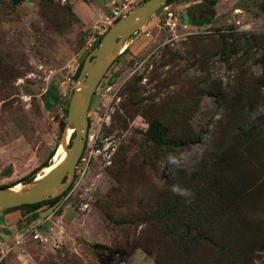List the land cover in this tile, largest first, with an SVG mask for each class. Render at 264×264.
Returning <instances> with one entry per match:
<instances>
[{
	"label": "rangeland",
	"instance_id": "374dc122",
	"mask_svg": "<svg viewBox=\"0 0 264 264\" xmlns=\"http://www.w3.org/2000/svg\"><path fill=\"white\" fill-rule=\"evenodd\" d=\"M142 1L0 0V184L54 152L78 62ZM207 2H163L131 35L93 91L68 188L34 219L13 207L22 214L0 225V264H185L193 247L167 246L162 228L175 202H191L172 219L192 218L189 232L213 220L216 241L197 248V264H264V0ZM154 119L166 141L194 139L175 160L227 150L230 199L198 173L171 175L167 143L142 132Z\"/></svg>",
	"mask_w": 264,
	"mask_h": 264
},
{
	"label": "water",
	"instance_id": "95a60500",
	"mask_svg": "<svg viewBox=\"0 0 264 264\" xmlns=\"http://www.w3.org/2000/svg\"><path fill=\"white\" fill-rule=\"evenodd\" d=\"M163 2L143 0L114 19L102 32L94 49L83 57L67 100L65 119L55 148H61L62 155L40 166L38 170L41 168V171L34 172L31 178L0 186V210L52 198L69 185L85 142L87 111L95 87L111 62L126 47L130 34L138 31ZM46 166L49 168L44 170Z\"/></svg>",
	"mask_w": 264,
	"mask_h": 264
},
{
	"label": "trees",
	"instance_id": "16d2710c",
	"mask_svg": "<svg viewBox=\"0 0 264 264\" xmlns=\"http://www.w3.org/2000/svg\"><path fill=\"white\" fill-rule=\"evenodd\" d=\"M20 0H10L11 3H16ZM170 0H164V2H167ZM214 0H210V1H206L207 4L211 5L213 3ZM118 17V16H117ZM115 17V19L117 18ZM181 20L183 22H192L195 24H199L202 23L204 20H190L187 18H184L183 16L181 17ZM102 34V33H101ZM134 33L130 34L133 35ZM101 35H99L95 41L94 46H96L99 38ZM125 50V48L120 52L122 53ZM119 55V54H118ZM117 55V56H118ZM116 56V57H117ZM81 62L82 59L78 62L75 70H74V76H76L80 66H81ZM222 96L221 94L219 95V97ZM64 112H65V108H64ZM150 116V114H149ZM155 121L153 122H147L145 128L142 130L143 134L149 138H151L155 143H163L165 141V143H167V154L170 158V162L168 163V167L171 171V175L174 174L175 172H177L178 170L182 169V170H187L192 172L193 175H191L192 179L194 177V172L198 173L200 175L201 178H199V180L201 181L202 179H204L206 182L205 186L207 188H212L215 185L213 183H215L214 181H217L219 184V187H222L223 190L220 191L219 195H223L224 198L225 196L227 197L226 199H224L225 201L230 199V194L229 191L225 190V178L222 171V167L227 164L228 165V160L231 159L230 156H228V152L226 149H220L217 148L214 151H208L205 152V150L199 152L197 155H195L196 160L192 159V161L190 162H186V161H179V159L175 160V163L173 162V157L175 154V151L177 149H180L182 147H184L185 145L190 144L191 142L194 141V139H183V138H177V137H167V141L165 139H163L162 137L164 136V134L167 132V130L169 129V127L167 125H164V122H160V120L158 119H154ZM87 121L89 122V119L87 117ZM163 123V124H162ZM251 128H255L257 127L256 123H252ZM249 127V128H250ZM85 142L83 144V148H84ZM53 152L50 153L49 157L47 160H44L42 163H40L39 165H37L36 167H34L28 174H26V176H24L23 178H20L22 180H27L29 178H31L34 174V172L36 171V169H38L40 166L46 164L52 155ZM230 157V158H229ZM179 164V166H178ZM185 168V169H184ZM174 172V173H173ZM19 179V180H20ZM189 178V180H192ZM16 181V180H15ZM12 181V182H15ZM12 182H8V183H3L0 184V186L2 185H7L10 184ZM194 182V181H193ZM196 183V182H194ZM69 186V185H68ZM68 186L58 195L52 197V198H48V199H43L37 202H33V203H23V204H19L22 206H25V210L27 212H31L29 219H34L36 217V208L43 202H52L53 200H55L56 198H58L63 192H65V190L68 188ZM202 191H199L198 193L200 194ZM191 202L187 203V202H175L173 203L172 206H168L167 207V226H163L162 228L164 229L165 232H167V246L168 243H173L177 246H189V247H195L194 249L192 248L190 253L184 254L182 255V259L185 262V264H190V262H193V264H197V260L199 258V253L197 252V248L201 245H207V244H212L215 243V237L213 236V234H210V230H211V226H212V221H210L206 224L208 226L207 228V233H202V232H189L190 227H195V225H197L196 222H194L192 220V218H189L188 220H179L177 222L173 221L174 217V213H178L179 211H183L185 209H187L186 207L188 205H190ZM18 206V205H17ZM16 207V206H13ZM206 208H208V206H205ZM12 207H8V208H4L1 211L5 212L7 210H9ZM207 210V209H205ZM209 210V209H208ZM211 214V218L212 217H216L215 212L214 211H210ZM162 219V218H161ZM173 219V220H172ZM19 220V218L17 219V221ZM163 220V219H162ZM226 221V220H225ZM228 222L226 221V224H233L231 218H228ZM220 240V238H218ZM223 239V238H222ZM233 247L235 248V250L238 247V244L235 242V244H233ZM169 249L167 247V253H168ZM240 252H236V256L235 258L240 259ZM234 258V257H233ZM242 259V257H241Z\"/></svg>",
	"mask_w": 264,
	"mask_h": 264
},
{
	"label": "crops",
	"instance_id": "0c3cea01",
	"mask_svg": "<svg viewBox=\"0 0 264 264\" xmlns=\"http://www.w3.org/2000/svg\"><path fill=\"white\" fill-rule=\"evenodd\" d=\"M22 212L18 211L15 208H10L9 210L2 212L0 215V225H4V223L10 220H17L21 217Z\"/></svg>",
	"mask_w": 264,
	"mask_h": 264
},
{
	"label": "clouds",
	"instance_id": "9594fccd",
	"mask_svg": "<svg viewBox=\"0 0 264 264\" xmlns=\"http://www.w3.org/2000/svg\"><path fill=\"white\" fill-rule=\"evenodd\" d=\"M172 159H173V162L175 163V159H174V158H172ZM172 191H173L174 193H178V194H180V195H189V194H190V193L187 192V190L180 189V188L177 187V186H173Z\"/></svg>",
	"mask_w": 264,
	"mask_h": 264
},
{
	"label": "bare ground",
	"instance_id": "6f19581e",
	"mask_svg": "<svg viewBox=\"0 0 264 264\" xmlns=\"http://www.w3.org/2000/svg\"><path fill=\"white\" fill-rule=\"evenodd\" d=\"M61 155H62V149L58 147L53 153L52 159L56 160L60 158ZM47 168H49V166L44 167V170H46Z\"/></svg>",
	"mask_w": 264,
	"mask_h": 264
},
{
	"label": "built area",
	"instance_id": "2783aa9c",
	"mask_svg": "<svg viewBox=\"0 0 264 264\" xmlns=\"http://www.w3.org/2000/svg\"><path fill=\"white\" fill-rule=\"evenodd\" d=\"M69 78V77H68Z\"/></svg>",
	"mask_w": 264,
	"mask_h": 264
}]
</instances>
